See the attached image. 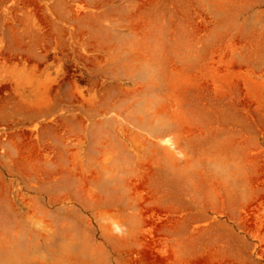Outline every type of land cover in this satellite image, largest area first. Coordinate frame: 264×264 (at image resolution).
Instances as JSON below:
<instances>
[{
    "label": "rangeland",
    "instance_id": "obj_1",
    "mask_svg": "<svg viewBox=\"0 0 264 264\" xmlns=\"http://www.w3.org/2000/svg\"><path fill=\"white\" fill-rule=\"evenodd\" d=\"M262 174L264 0H0V264H264Z\"/></svg>",
    "mask_w": 264,
    "mask_h": 264
},
{
    "label": "bare ground",
    "instance_id": "obj_2",
    "mask_svg": "<svg viewBox=\"0 0 264 264\" xmlns=\"http://www.w3.org/2000/svg\"><path fill=\"white\" fill-rule=\"evenodd\" d=\"M31 3H32V2H31ZM32 5H33V4H32ZM27 6H29V5H27ZM38 18H39V17H38ZM38 18H37V19H38ZM35 19H36V18H35ZM46 19H47V18H46ZM41 20H42V19H41ZM27 146H28V145H27ZM18 147H19V146H18ZM30 150H31V149H30ZM36 150H37V149H36ZM32 153H33V152L31 151V154H32ZM34 154H35V153H33L32 155H34ZM32 155H31V156H32ZM34 156H35V155H34ZM37 157H38V156H37ZM34 158H35V157H34ZM34 160H35V159H34ZM260 173H261V172H260ZM260 175H261V174H260ZM262 175H264V174H262ZM262 178H263V177H262ZM146 255H147V254H146ZM148 256H149V255H148ZM148 256H147V257H148ZM151 258H152V257H151ZM144 259H146V258H144ZM148 260H149V259H148ZM144 261H145V260H144ZM138 262H139V261H138ZM154 262H155V261H154ZM143 264H148V262L143 263ZM153 264H154V263H153Z\"/></svg>",
    "mask_w": 264,
    "mask_h": 264
}]
</instances>
